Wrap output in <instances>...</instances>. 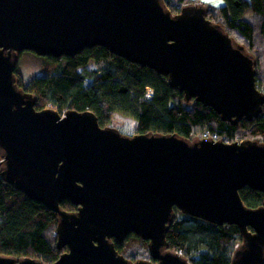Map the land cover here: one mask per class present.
Listing matches in <instances>:
<instances>
[{
    "label": "water",
    "instance_id": "1",
    "mask_svg": "<svg viewBox=\"0 0 264 264\" xmlns=\"http://www.w3.org/2000/svg\"><path fill=\"white\" fill-rule=\"evenodd\" d=\"M96 46L166 77L231 125L264 105L255 59L204 6L173 14L163 0H0V177L56 214L67 250L51 264H189L166 239L175 211L237 226L243 243L231 264H264V202L249 208L240 195L264 193V143L128 136L88 110H38L16 83L23 51L62 60ZM130 235L149 242L150 261L116 249ZM0 264L43 263L0 255Z\"/></svg>",
    "mask_w": 264,
    "mask_h": 264
},
{
    "label": "trees",
    "instance_id": "2",
    "mask_svg": "<svg viewBox=\"0 0 264 264\" xmlns=\"http://www.w3.org/2000/svg\"><path fill=\"white\" fill-rule=\"evenodd\" d=\"M163 1L177 14L187 0ZM224 2L225 5L210 9L207 17L213 20L212 13H217L229 36L247 48L256 62L257 85L264 93V0ZM63 59L65 66L60 72H46L26 84L22 75L15 72L18 87L34 94L38 110L48 106L60 114L88 110L104 128L109 127L114 115L119 113L135 120L136 134H178L190 141L198 137L228 143L252 140L264 143V105L258 117L231 125L202 103L195 101L191 108L185 106L184 93L172 88L166 77L112 55L103 47L86 48L76 56ZM91 60L98 64L97 70L88 68ZM148 88L152 89V96L148 95ZM2 160L0 152V173ZM240 195L249 208L263 205L261 191L245 187ZM61 206L69 212L78 210V206L68 200ZM57 222L53 211L29 199L0 177V255L34 258L43 264L57 261L67 250L66 247L58 249ZM132 239L142 243L130 244L133 253L146 256L144 258L150 261L148 243L135 235L128 236L129 241ZM166 239L169 249L189 264H231L235 251L241 246L236 248V245L243 241L235 225L219 226L180 211H175ZM115 246L120 253L124 250L120 243L115 242ZM123 255L134 260L125 252Z\"/></svg>",
    "mask_w": 264,
    "mask_h": 264
},
{
    "label": "rangeland",
    "instance_id": "3",
    "mask_svg": "<svg viewBox=\"0 0 264 264\" xmlns=\"http://www.w3.org/2000/svg\"><path fill=\"white\" fill-rule=\"evenodd\" d=\"M188 5H197V6H204L207 8V12H209L210 9L213 7H221L225 5L224 0H187L184 4V6ZM212 18L214 23L221 24L224 27L222 19L217 15V13H212ZM225 28V27H224ZM245 47V46H244ZM246 48V47H245ZM247 50V48H246ZM248 51V50H247ZM65 66V60H59L57 62H53L52 60H49L46 57H40L36 53L31 52V51H23L19 54L18 60H17V66L16 70L22 75L24 78V83H29L31 79L41 76L46 72H51L53 74L60 72ZM88 68L91 70H97L98 64L94 61L91 60L88 63ZM263 70H264V65H263ZM257 78V75H256ZM18 81V80H17ZM90 80L87 81L89 83ZM256 84H257V79H256ZM258 87V85H257ZM259 88V87H258ZM151 90V92H150ZM148 95L152 96L153 91L151 88L147 89ZM151 93V95H150ZM183 103L185 106L191 108L194 105L195 100H192L191 102L187 103L185 101V98H183ZM47 108H51V106H48ZM110 127H113L117 130H119L122 134L132 136L136 134V122L133 118L131 117H125L119 113L115 114L113 119L111 120ZM194 139H198V137H195ZM254 141V140H252ZM58 224V222H57ZM57 234V232H56ZM136 236V235H135ZM141 239V238H139ZM145 241V240H144ZM136 243L138 245L142 244L141 240H134L132 239L131 241L128 240V237L125 239L121 245L123 246L124 250L121 252V254H127L130 257H133L132 261H137V260H146L144 257L146 256H136L132 249H130V244L132 246V243ZM148 244L149 242L146 241ZM243 242V241H242ZM238 243L236 245V248H238L241 244ZM148 246V245H147ZM133 248V247H132ZM149 250V248H148ZM150 252V251H149ZM151 255V254H150Z\"/></svg>",
    "mask_w": 264,
    "mask_h": 264
},
{
    "label": "built area",
    "instance_id": "4",
    "mask_svg": "<svg viewBox=\"0 0 264 264\" xmlns=\"http://www.w3.org/2000/svg\"><path fill=\"white\" fill-rule=\"evenodd\" d=\"M150 92H151V90H150ZM150 95H151V93H150Z\"/></svg>",
    "mask_w": 264,
    "mask_h": 264
}]
</instances>
